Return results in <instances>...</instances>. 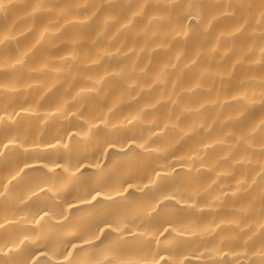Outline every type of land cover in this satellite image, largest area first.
Segmentation results:
<instances>
[{"label": "bare ground", "instance_id": "obj_1", "mask_svg": "<svg viewBox=\"0 0 264 264\" xmlns=\"http://www.w3.org/2000/svg\"><path fill=\"white\" fill-rule=\"evenodd\" d=\"M0 264H264V0H0Z\"/></svg>", "mask_w": 264, "mask_h": 264}]
</instances>
